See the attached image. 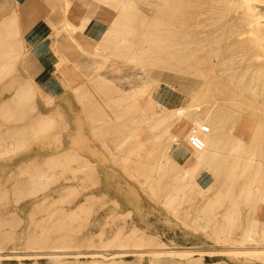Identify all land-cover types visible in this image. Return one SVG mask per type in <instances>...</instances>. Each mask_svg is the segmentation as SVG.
<instances>
[{
  "label": "rangeland",
  "instance_id": "374dc122",
  "mask_svg": "<svg viewBox=\"0 0 264 264\" xmlns=\"http://www.w3.org/2000/svg\"><path fill=\"white\" fill-rule=\"evenodd\" d=\"M140 11L52 89L0 39V264H264V91L240 82L242 66L264 74V0ZM169 22L204 33L167 39ZM186 41L191 68L177 62ZM97 63L119 90L88 76ZM177 123L207 125L204 149L172 141Z\"/></svg>",
  "mask_w": 264,
  "mask_h": 264
},
{
  "label": "crops",
  "instance_id": "0c3cea01",
  "mask_svg": "<svg viewBox=\"0 0 264 264\" xmlns=\"http://www.w3.org/2000/svg\"><path fill=\"white\" fill-rule=\"evenodd\" d=\"M160 1L6 0V10L1 20L4 23L0 24V39L2 38L4 49L2 53L8 54L9 42L25 46L27 56L23 60V68L28 77L43 88H56L63 85L60 83V76H68L70 79L77 71L83 70L84 63H89L85 54L94 53L97 46L111 44L107 40L116 39L117 34H121V24L137 23L140 8L155 10ZM103 69H109L106 68V63H97L96 70L88 76L94 78L95 84L107 85L113 91L119 90L114 82L104 76ZM110 71L123 77L118 72ZM70 75L72 76L69 77ZM74 90L78 93L80 87ZM49 92L55 93L53 90ZM130 97L134 101L138 100L135 92ZM81 100L83 111L86 109L85 101H94L90 97H81ZM111 106H115V103L111 102ZM200 181L202 186L206 183L204 178H200ZM263 215L264 211L260 213L258 220L259 237L262 240Z\"/></svg>",
  "mask_w": 264,
  "mask_h": 264
},
{
  "label": "bare ground",
  "instance_id": "6f19581e",
  "mask_svg": "<svg viewBox=\"0 0 264 264\" xmlns=\"http://www.w3.org/2000/svg\"><path fill=\"white\" fill-rule=\"evenodd\" d=\"M165 29L167 31V34L164 37L167 38V39H170V38H173V37H176V38L182 37V38H186V39L190 38V37L198 38L204 33V32H200L199 25L197 23H195L193 26L192 25L191 26H186V27L183 26V28L179 32L180 34H176V35H172L171 34V31H174V29L171 28L170 22L168 23V25H167V27ZM189 44H191V42L186 41V43H184V46H186L185 50L180 51V55L179 56L177 55L178 56L177 62L179 63L180 66L182 65L185 68H191V67H194V66H196L198 64L197 60L194 59L192 52L187 51V47L189 46ZM192 50L196 51L195 48L192 49ZM244 59H245L244 56L240 55L239 56V60H237V58H232L231 60L227 61V63H233V64L234 63H241V64H243L244 63ZM95 70H96V68H95ZM240 71H241L240 82L241 83H245L246 82L248 84V90L251 93L256 91V90H258V89H261V90L264 91V74L262 73V71H260L259 69L252 70V69H250L248 67H244V66H242L240 68ZM93 72H94V70H93ZM148 89H149V86L147 84H145L144 86L141 84V86H139L135 90V95L138 96V100L141 99L142 96L145 93L148 92ZM32 123L33 122H31V124ZM31 124L28 123L27 125L30 126ZM187 127H188L187 123H185L182 127L178 126V123H177V124L171 126L169 129H167L169 132L171 131L173 133V136L171 137V140L172 141H180L183 136H186V139L188 140L189 134H188V131L186 132ZM171 146L173 147L174 145H171Z\"/></svg>",
  "mask_w": 264,
  "mask_h": 264
},
{
  "label": "built area",
  "instance_id": "2783aa9c",
  "mask_svg": "<svg viewBox=\"0 0 264 264\" xmlns=\"http://www.w3.org/2000/svg\"><path fill=\"white\" fill-rule=\"evenodd\" d=\"M209 127L203 125L201 129H194L188 136V144L195 151H201L205 147L202 134L208 133Z\"/></svg>",
  "mask_w": 264,
  "mask_h": 264
}]
</instances>
